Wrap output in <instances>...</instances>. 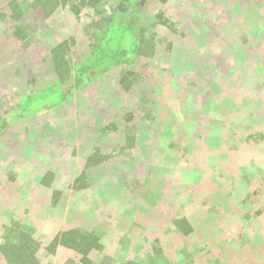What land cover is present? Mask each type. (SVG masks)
I'll list each match as a JSON object with an SVG mask.
<instances>
[{"label": "trees", "instance_id": "16d2710c", "mask_svg": "<svg viewBox=\"0 0 264 264\" xmlns=\"http://www.w3.org/2000/svg\"><path fill=\"white\" fill-rule=\"evenodd\" d=\"M108 1L10 0L7 3L9 13L0 10V20L12 24L9 26V30L7 25L1 29L2 38L16 41L19 49L23 50L22 52L33 53L34 47H37L35 30L28 22L30 14L38 12L45 19L54 20L55 18L54 29L56 30V34L53 35L55 36L53 43L46 46L47 54L43 57L45 66L38 65L36 73L39 74L37 75H33L30 71L25 78L24 74L21 75L16 71L13 72L14 77H11L10 73L18 56L12 48L6 47L1 50L0 138L10 130L9 123L12 120L25 121L34 117L36 118L34 121L37 122V119H40L39 116L48 110L58 112L67 104L72 95L87 86L98 84L100 87L107 84L111 86L108 89L111 93L105 95L104 106L106 109L102 116L114 115L113 119H104L103 126L100 127L99 135H97V141L111 138L112 141L117 142V145L111 147L110 152L104 150L100 145L92 146L87 151L82 166L68 169L74 170L72 173L60 170L58 162L51 161L46 162V168L36 174L38 176L36 183L32 179L24 182L19 180V175L16 173H8V182L14 185L15 192L20 195L16 199L10 198L0 183V259H3L4 264H187L185 260H177V258H181V256L177 257V254L185 251L184 243L190 235L195 234L192 224L195 212L202 213L201 208L203 207L207 215L212 213L210 218L218 220L213 217V213L219 216L221 211L217 207L220 203L232 199L230 198L232 190L240 194L246 192V196L241 199L244 209L235 210L230 207V211H226L228 220L235 219L239 227L249 221L257 222L259 218L264 220V205H259L252 214L253 216L247 208L249 199L255 196L250 197L246 191L247 186L244 185L252 182V176L250 177L247 172L249 164L257 163L261 167L260 163L262 160L264 161V152L254 149L253 145V141H258L259 138L263 139L264 136L262 132H254L248 128V124L252 125L251 121L242 123L240 119L242 117L235 116L238 104H246L251 99H264V55L258 58V61L263 60L260 64H257V61L254 62L257 57H247L250 63L245 64L247 67L253 66L247 80L243 78L245 74L242 73L243 63H235L236 73L238 76L240 75L239 80H245L246 83H241L240 90L230 89V87L228 90L222 89L221 96H212L209 98V102L205 103L207 109L205 116L214 114L216 116L217 114L216 121L221 122L220 125L216 124V128H222V123L228 124L223 126L219 133L224 148L226 145L228 146L227 149L225 148L228 155L222 166L217 167L216 170L226 172L234 166L240 175L237 180L228 184L223 176L226 173H221L216 178L217 189L212 195L203 186L198 189V195H196L198 197L194 195L193 190L186 188L177 194L175 204L171 199L172 192L158 193L159 190L156 186L159 185L156 183L160 177H155V184L147 183L146 178L143 180L140 175H133L120 168L113 172V176L108 177L111 186H117L118 181L122 180V184L118 186L114 196H109L110 198L106 202L105 200L100 202V199L97 200L94 196L90 201L91 207L85 209L87 218L78 219L75 217L76 219L66 221L62 219L61 212L70 191L81 193V198L88 194L91 183L94 181L91 172L98 175L100 170L110 166L111 161H113V165L123 163L125 157L133 155V148L136 146V141L140 140L139 138H143V141L141 140L142 145H140L138 153L135 154L136 156L144 153L145 148L153 147L155 151L160 150L161 145L168 142L161 143V136L158 141L152 137L155 132H160L158 126L161 122L157 125L153 120L156 119L155 112L158 103L151 93L144 94L145 84L155 76L153 61L161 59L162 56H168L175 49V41L169 34L175 36L176 39H181L184 37V30L181 28L179 30V26L164 17V9L161 8L172 3L171 0H110L112 6L106 14L101 8L104 7V3L109 4ZM154 2H157L158 6L164 7H160L156 13H152L149 9ZM247 3L248 18H246V23L243 21L241 26L236 29L243 31L244 26L251 22V19H253L252 25H255L259 18L258 27L264 36V13L261 14L260 7ZM96 4L100 6V12L103 15L97 19L88 18L89 10L94 8L96 13L98 12ZM216 6L211 7L207 3L203 10L199 9L201 12H206V17H203L201 22L203 25L204 23L208 25L207 27L213 25L212 19L217 15L222 16L223 11L227 9L219 5L218 9L213 10ZM61 16L67 17L71 25V29L67 31L68 35L65 36L61 35L62 31L59 26ZM202 32H207V30H202ZM165 33H168V36ZM241 36V48L245 47L246 51L252 50L254 44L251 43L253 42L244 36L243 32H241ZM248 42L251 43L247 44ZM177 51L179 52V49ZM180 55L178 53L176 59H179ZM193 55L199 58L200 65V55L197 53H193ZM14 57L16 58L14 59ZM141 58L147 60H142L143 63H141L139 61ZM232 70L230 69L229 73ZM48 71L53 72L55 77L44 85L40 83L39 75L41 72L45 74ZM169 76L174 78L176 75L170 73ZM155 85L159 87L158 83ZM29 87L34 89L31 90ZM247 91L250 92L251 97ZM15 96L17 99L11 102ZM120 102H124L125 105H121ZM210 103L211 105L214 103L213 109L209 107ZM175 107L173 106V108ZM183 113L184 111L181 110L178 114L179 119L167 124L174 132L182 135L186 133ZM233 114L235 115L233 116ZM35 126L30 122L24 127V133H29L36 138L34 144L42 140L39 137L44 132L36 129ZM17 134H20L19 130H17ZM115 135H118L119 138ZM196 139L197 141L193 140V142H199L200 148L205 150V145L209 142L201 139L200 135H196ZM51 141L53 140L51 139ZM183 142L185 143L180 144L178 141L171 140L166 145L165 149L171 151L170 158L180 152H182L180 154L188 156L191 148L199 149L196 144L192 145L190 140L184 139ZM54 144L57 143L51 142L45 146L50 147ZM23 148L24 145L21 144L18 147L20 150L16 154L20 155ZM114 151L117 152L114 153ZM51 152L45 151L47 159H55ZM183 159L187 158L183 157ZM207 164L212 168L216 166L212 161ZM242 165L246 170H239V167H243ZM263 174L264 170H261L260 175ZM110 179L113 180V183ZM261 185L263 187V184ZM97 190L100 191V189ZM186 191L189 192L186 193ZM211 196L219 197L217 204L211 200L214 199ZM199 199L201 208L194 207ZM6 200L8 204L5 207ZM101 200L103 199L101 198ZM114 200L118 202L125 200L123 203L125 207L114 209L110 203ZM21 210L24 213H31L32 217L25 219ZM82 210V205L78 206L77 213H81ZM103 212L108 218H99ZM111 217L113 220H110ZM137 218L144 220L142 222L145 223L140 225L139 222L138 224ZM42 220L44 221L41 225L46 222L51 224L49 234L52 236L50 239L38 229ZM160 220L163 223L161 226H159ZM205 220L207 217L203 220L204 224ZM91 223L94 226L90 227ZM146 223H152V225L158 223L157 227L162 230L160 233H150ZM152 228H156V226L153 225ZM125 232H129L130 236L125 237ZM240 233L242 237L243 231ZM161 234L166 238L165 241L160 237ZM106 237L109 238L110 245L104 243ZM112 237L114 238L111 239ZM115 237H117V241L114 240ZM262 239L261 237L260 240ZM241 243L238 248L242 246ZM202 248L203 245L197 244L196 250L201 252L204 250ZM135 251H138L137 254ZM228 251L229 247L226 243L222 248L217 249L212 257H208L207 264H227L226 261H223L224 257L228 255ZM119 253L120 258L118 257ZM258 257V264H264V248Z\"/></svg>", "mask_w": 264, "mask_h": 264}, {"label": "rangeland", "instance_id": "374dc122", "mask_svg": "<svg viewBox=\"0 0 264 264\" xmlns=\"http://www.w3.org/2000/svg\"><path fill=\"white\" fill-rule=\"evenodd\" d=\"M8 1L10 0H2V2L0 0V10L9 13L7 9ZM110 2L109 0V4L104 3V7L101 8L106 14L112 6ZM171 2L172 3L165 7L158 6L156 4L157 2H154L151 4L149 10L152 13H156L160 7H164L161 8L164 9V17L172 20V22L179 26V30H184V37L176 39L175 36L169 34L170 37L172 36V40L175 41V49L168 56H162L161 59L153 61L155 76L145 84L146 91L144 92V94L151 93L158 103V108L155 112L156 119L153 120L157 125L161 122L158 126L160 132H155V134L151 133L153 135L152 137L156 139L155 141H158L161 136V143L168 142L165 145L162 144L160 150L155 151L153 147L145 148L144 153H140L139 156H136L135 154L138 153L141 148L140 145H142L141 140L143 141V138H139L140 140L138 141L140 142L137 143L138 141H136V146L133 148V155L131 157H125L123 163H116L113 165V161H111L110 166L104 167L103 169L101 168L102 170L98 172V175L90 171L94 181L91 183L88 194H86L84 198H81V193L69 192L70 195L61 212L64 221L75 217H78V219H82L83 217L87 218L85 209L91 207L90 201L94 196L97 200L100 199V202L104 200L106 202L108 198L114 196L118 186H121L122 180L120 179L118 181V185L116 183L117 186H111L108 177H110L116 169L122 168L133 175H140L143 180H145V178L147 179L145 180L147 183L150 182L155 184V177H160L159 181L156 183L159 185L156 186L159 190L158 193L164 194L165 192H172L171 199L174 200L175 204L177 202V194L183 192L186 188L191 189V191L193 190L196 196L198 195V189L203 186L212 195L217 189L215 183L219 174L226 173L223 176L228 184H230L229 182H234L240 176L238 169L234 166V169L231 168L226 172L223 170H216L222 166V163L226 160L225 157L228 155L226 152V147L228 146L226 145V149L224 148L220 140L221 136H219L220 130L223 126L228 124L222 123V128H219L218 125H220L221 122L216 121L218 119L217 114L216 116L215 114L212 116L209 115V118L206 117L205 113L207 109L205 108V103L206 101L209 102V98H212V96H221L220 94L223 93L222 89L228 90L230 87V89L237 88L240 90L241 83H246L245 80H239L240 75L238 76V73H236L235 63H243L242 73H245L243 78L247 80L249 79L248 75L251 73V67H253H247L245 64L250 63L247 57H257L254 60V62L257 61V64L263 61H258V58L264 55V36H262L261 29L258 27L259 18L255 25H252L253 19H251V22L244 26L245 28L243 31L237 30L236 27H240L243 21L246 23V18H248L247 2L256 7H260V12L262 14L264 13V0H171ZM207 3L209 6L211 5V7L217 5L213 10L218 9L219 5L227 8L223 11L222 16L217 15L212 19L213 25L209 27H207V24L204 23L203 25V23H201L203 17H206V12L199 11V9L203 10ZM96 8L98 10L97 13L94 8L91 9L93 12L89 10L90 14L88 18L97 19L103 15L100 12V6L98 4H96ZM28 22L31 23V27L35 30V43L37 47H34L33 53H29L28 51L22 52L23 50L21 51L19 49L16 41L2 38L3 35L0 34V53L3 48L5 49L7 47L8 49L12 48L16 56H18L15 66H13L10 73L11 77H14L13 72L16 71L21 75L24 74L25 78L30 71L33 75L39 74L36 73L38 65L45 66L43 57L47 54L46 46L53 43L52 41L55 38V36H53L54 33L56 34V30L54 29L55 18L54 20L45 19L38 12H34L29 15ZM4 25H7L9 30V26L12 24L0 20V32ZM59 26L62 31L61 35H68L67 31L71 29V25L67 17H60ZM202 30H207V32L201 33ZM241 32L253 42L247 43L254 44L252 50L246 51L245 47L244 49L241 48ZM165 35L168 36V33H165ZM173 37H175V39H173ZM176 47H178L177 50L179 49V52L176 50ZM189 50L192 51L190 52ZM178 53L181 55L179 59H176ZM193 53L200 55V65L198 62L199 58L194 56ZM15 58L16 57H14V59ZM142 60L146 61L147 59H139L141 63H143ZM230 69H233L231 73H229ZM52 73L53 72L49 71L45 74L41 72L39 75L40 83L45 85L54 79L55 75ZM170 73L176 76L171 78L169 76ZM108 83L111 84L112 82ZM156 83L159 84V87L155 85ZM161 85L163 86L160 87ZM110 87L111 86L107 84L101 85L100 87L98 84H91L72 95L68 99L67 104L58 112L55 110H48V112L39 116L40 119H37V122L34 121L36 118L31 117L27 119L29 120L28 122L27 120H12L9 123L10 130L0 138V183L10 198L16 199L20 195L15 192L14 185L8 182V173L10 172L19 175V180L26 182L32 179L34 183H36L38 182V176H36V174L41 173V169L46 168V162H58L60 170H67V172L72 173L74 170L68 169H74L75 166H82L87 151H89L92 146L100 145L104 150L110 152L111 147L117 145V142L112 141L111 138H104L103 141H97V135H99L98 132L100 127L103 126L104 119H113L114 115L110 114L107 117L102 116L106 109L104 106L105 95L106 93H111V91L108 90ZM29 88L31 90L34 89L32 87ZM247 94L251 97L250 92L247 91ZM139 97H141V95H139ZM16 99L17 96L13 97L11 102ZM120 104L125 105L124 102H120ZM213 104L214 103L211 105L210 103L209 106L212 109ZM238 105L239 107L236 111V115L233 114V116L242 117L240 118L242 123L251 121L252 125L248 124V128L252 129L254 132H262L264 136V99H251L246 104L240 103ZM173 106H176V109L173 108ZM181 110L184 111L183 120L186 122V133L183 135L176 131L174 132L170 126H167V124L169 125L172 121H176L175 119H179L178 114ZM234 110H236V108H234ZM30 122L33 123L34 126L36 125V129L44 131L39 137L43 141L39 140L34 144L36 138L29 133H24L25 125ZM216 124H218V128H216ZM17 130L20 131L19 135L17 134ZM169 132L170 134H168ZM196 135H200L201 139L209 142V144L205 145V150L200 148L201 145L198 144L199 142H193V140L197 141ZM115 136L119 138L118 135ZM51 139L53 141H51ZM184 139H186V141L190 140L192 145L196 144L199 149L191 148L188 156H184L180 154L182 153L180 152L175 153L174 156L170 158L171 151L165 149L166 145L171 140L183 144L185 143L183 142ZM22 141L24 142L21 143ZM51 142L57 144L50 146L51 148L45 146ZM21 144L24 145V148L19 155L16 154V152L20 150L18 147ZM253 145L254 149L262 151V153L264 152V138L253 141ZM42 146L45 147L41 148ZM42 150H44V153ZM45 151H48V153L52 151L55 159H47ZM116 152L117 151H114V153ZM183 157L187 159H183ZM209 161L214 162L216 166L212 168L207 164ZM260 164L261 167H259L257 163L249 164L247 172H249L250 177L252 176V179L250 178L252 182L248 183V185L244 184L247 186L246 191L248 195H250V197L255 196L254 198L251 197L248 201L249 203L246 205L251 215L259 205H264V174L260 175L261 170H264V161L262 160ZM184 166H186V168H184ZM240 169L246 170L244 166L239 167V170ZM111 181L113 183V180ZM261 184H263V187ZM97 189H100V191ZM232 191V195L230 196L232 199L220 203L222 205H218L217 209L221 211L219 216L213 213V217L218 219L216 220L217 222L210 218L212 213L207 215L204 208L199 206L201 198L199 201L197 200L198 202L194 204V207L201 208L203 212H195L192 218L195 234L190 235L189 239L184 243L186 249L184 252L177 254V257L181 256V258H177V260H185L187 264H207L208 257H212L217 249L222 248V246L227 243L229 251L228 255L224 257L225 260L223 262L226 261L227 264H258V254L262 248H264V220L259 218L257 222L249 221V223H243L242 227H239L235 219L228 220L226 211H230V207L235 210L244 209V204H241V199L246 196V192L240 194L236 193L235 190ZM188 192L189 191H186V193ZM211 197L214 198L211 200L217 204L219 197ZM101 198L103 200H101ZM124 202L125 200L121 202L114 200L110 203H112L114 209L118 210V208L123 209L125 207L123 205ZM5 204L6 207L8 204L7 200ZM81 205L83 210L78 214V206ZM221 208L224 209V211H222ZM21 212L25 215V219L26 217L28 219L32 217L31 213H24L23 210H21ZM102 217L108 218V216H105V212L100 214L99 218L101 219ZM205 217H207V220H205L204 224L203 220ZM110 220H113V218L111 217ZM167 220L169 219L167 218ZM43 221L44 220L38 225V229L46 234L45 237L48 236V239H50L52 236L49 234L51 224H47L46 222L41 225ZM136 221L138 224L140 222V225L145 223L142 222L144 220H140V218H137ZM161 222L162 220H160L159 226L163 224ZM146 225L150 233H160V230H162L157 227L158 223L153 224L156 228H152V223H146ZM89 226L92 227L94 224L91 223ZM238 229L240 230L237 235ZM242 231L243 236L241 237L240 232ZM260 234H262V236H260ZM124 236L129 237L130 233L125 232ZM132 237L131 235V238ZM160 237L165 241L166 238L163 234H161ZM261 237L263 238L262 240H260ZM113 238L114 237L111 239ZM108 239L109 238L106 237L104 241L106 245L110 242ZM114 240L117 241V237H115ZM240 242H242V248H238ZM197 244L200 246L203 245L204 250L203 248L201 252L196 250ZM137 252L138 251H135V254H137ZM118 257L120 258V253ZM0 264H4L3 259H0Z\"/></svg>", "mask_w": 264, "mask_h": 264}]
</instances>
